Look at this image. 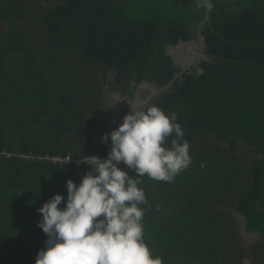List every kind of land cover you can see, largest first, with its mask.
I'll return each instance as SVG.
<instances>
[{"label": "trees", "instance_id": "obj_1", "mask_svg": "<svg viewBox=\"0 0 264 264\" xmlns=\"http://www.w3.org/2000/svg\"><path fill=\"white\" fill-rule=\"evenodd\" d=\"M212 3L200 29L210 60L198 63V74L166 54L197 39L205 9L195 0H0V264H35L47 240L37 210L56 194L66 201V181L79 185L91 171L88 164H53L47 154L79 160L87 153L78 132L93 124L92 102L82 112L75 101L83 71L92 67L114 69L112 84L130 96L143 81L169 86L155 106L178 115L190 146L191 164L155 186L157 207L143 219L153 256L163 264L222 261L211 224L220 213L210 211L227 209L246 233L243 239L232 229L238 264H264V0ZM89 89L100 99L99 86ZM228 154L249 177L225 207L223 173L209 161ZM158 211L164 213L155 217Z\"/></svg>", "mask_w": 264, "mask_h": 264}, {"label": "clouds", "instance_id": "obj_2", "mask_svg": "<svg viewBox=\"0 0 264 264\" xmlns=\"http://www.w3.org/2000/svg\"><path fill=\"white\" fill-rule=\"evenodd\" d=\"M195 4L197 9H213L212 0ZM135 90L122 124L102 137L105 143L111 141L107 158H86L91 171L79 185L66 181V201L56 194L37 210L41 215L37 227L47 240L35 264H163L144 239L141 206L147 200L138 185L145 176L173 182L191 164L190 146L175 112L165 114L155 105L132 109ZM121 163L136 178L121 170Z\"/></svg>", "mask_w": 264, "mask_h": 264}, {"label": "rangeland", "instance_id": "obj_3", "mask_svg": "<svg viewBox=\"0 0 264 264\" xmlns=\"http://www.w3.org/2000/svg\"><path fill=\"white\" fill-rule=\"evenodd\" d=\"M33 18L34 17L32 16L31 19H33ZM198 42H199V40L195 39V40L188 41V43L180 44L179 45V47L181 46L179 48L180 51L176 52L177 55L184 56L185 58L187 57L188 59H190L193 56V52H196V51H194L193 48H195L197 50V53L198 52L201 53L202 43L199 42L200 43V45H199ZM188 44H195V45L194 46H187ZM170 51H171V49L167 48L166 54L168 56H170L171 58H173V56H172L173 54ZM201 56L202 55L200 54L199 57L195 58V60H192L191 63L195 62V64L198 65V63L202 60ZM67 60L68 59L63 58V61H67ZM197 61H199V62H197ZM70 63H71V60H70ZM196 65L191 66V67L197 68ZM177 66H179V65H177ZM81 67H82V65H81ZM191 67H189L188 70H190ZM76 68H78L80 70V67L78 64H76ZM66 71H67V67L64 64L63 74L67 75ZM83 74H85V76H84L85 80L82 81L81 83L78 82L80 84V86H79V90L77 92L76 101H75L77 105H78L77 101L79 102V106H80L79 109L82 112L86 109V105L89 102L96 100V94L89 89L90 86H94V87L99 86L100 87V89L102 91V99H104V101H106V99H108V100L111 99L112 101H114L115 96H118V94H121V93L122 94L126 93V92L124 93V92L120 91L116 87V85L112 84V82L115 80V75H116V71L114 69H110L106 73H103L102 69L97 68V67H92V69L84 70ZM66 83H67L68 87H71L72 84H74L72 78H70V80H67ZM132 85L133 84H131V86ZM135 91H137V90H135ZM164 93H165V90H164V92H163V90H161V93L159 96H162ZM127 97L128 96L125 95L124 97H121V98L126 99ZM156 97H158V95L152 97L153 100L156 99ZM103 105H105V102L103 103ZM151 106H153V101H151ZM147 107H149V104L146 106V108ZM104 110H105V107L102 106L101 109L98 110V112H100V114L103 113L102 115L104 116L105 115ZM244 152H246V151H244ZM209 163H212V165L214 164V167H215L217 172H218V168H217V165H218L219 172L223 173V180L225 182V187L221 188V191L223 193L222 197L220 198L221 204L225 203L226 204L225 207L230 206L232 204V202L234 204L235 199L240 195L241 191L245 188V185L248 182L249 176H248L246 169H244L243 164H241V162L238 161L235 156H232L230 154H228V158L220 159L217 161H216V159H213V160L209 161ZM225 193L226 194L228 193V196H226ZM229 194H231V195H229ZM224 210L226 212L210 211L211 214L220 213L218 215L215 214L211 218V224L213 227L212 233L215 235H218L220 237L219 242L215 241V247L221 251V254H223V260L222 261L219 260L220 256L216 257V258H210V260L207 262V264H238V259H239L240 255L238 254V251H237L236 246H235V238H234V233H233L232 229H234L235 231L238 230V234H240L242 236V238L245 239L246 236L242 233L243 221H242L241 217L236 216L235 214H232L231 211H229L227 209H224ZM214 219H215V221H214ZM197 222H198V220H197ZM207 223H209V222H206L205 224H207ZM205 226L209 227V224H207ZM196 230H198V228H196ZM244 236H245V238H244ZM249 239H250V241H248L249 243L254 242L251 238H248V240Z\"/></svg>", "mask_w": 264, "mask_h": 264}, {"label": "crops", "instance_id": "obj_4", "mask_svg": "<svg viewBox=\"0 0 264 264\" xmlns=\"http://www.w3.org/2000/svg\"><path fill=\"white\" fill-rule=\"evenodd\" d=\"M201 74V73H198ZM169 88V86H167ZM166 87V88H167ZM166 88H162V87H153L152 85H142L139 87L138 92L136 94L135 97V101L133 102V110L140 108L141 106H143L144 108H146V106L149 104V107H151V101H153V105H155V101L160 97V93L161 90H165V92L167 91ZM101 91V89H100ZM125 95H127L128 97L125 98H121L124 97ZM156 99L153 100L152 97L157 96ZM130 95L128 93L125 94H118V96H115L114 101H112L111 99H106V101H104V99H102V91H101V95H100V99H96L95 101H91L90 105L88 106L91 114H87V117L90 119V117L92 118V122L93 124L88 126H84L83 127V131H79V141L81 142V147H83V149L86 151L87 153H85L82 157L78 158V159H84L86 157H89L91 155H96V156H107V155H98L96 153H93L92 150L94 149V147H101L103 149H107L109 152V148L101 146V143H103L104 141L102 140V137L105 134H108L110 132H112L113 130H116L123 122V116H122V111L126 109V106L128 105L129 101H130ZM152 98V99H151ZM105 102V105H103V103ZM104 106L105 107V115L103 116L100 112L99 113H95L94 112V108H97V110H100L101 107ZM103 109V108H102ZM94 115V116H91ZM110 141V138H109ZM95 146H92V145ZM196 145L194 146L195 148H201V144L199 143H195ZM92 146V147H91ZM170 146V145H169ZM91 147V149H90ZM89 148V150L87 149ZM91 150V151H90ZM60 156V155H58ZM65 156H71V154H67ZM47 157H57L55 155H50L47 154ZM73 157V156H71ZM75 158V157H74ZM53 163V162H52ZM56 164V163H53ZM59 164V163H57ZM87 163H84V165ZM62 165V164H60ZM83 165V164H82ZM89 166V165H87ZM120 169L127 172L128 175L131 178H136V174L133 170L127 168L126 165H124L123 163L120 164ZM163 183V181H156L153 179L148 178L147 176L141 178V183L140 185H138V187L143 188V190L145 191L146 194V200L147 203L145 205H142L141 207H143L145 209V215L144 218H148V214L147 212L153 207L154 209H156L157 207V200L155 199V186H158V184ZM167 199H172L171 197L167 196ZM163 211H158L155 213V217L163 215ZM144 233H149L148 230H144Z\"/></svg>", "mask_w": 264, "mask_h": 264}, {"label": "water", "instance_id": "obj_5", "mask_svg": "<svg viewBox=\"0 0 264 264\" xmlns=\"http://www.w3.org/2000/svg\"><path fill=\"white\" fill-rule=\"evenodd\" d=\"M211 12V11H210ZM210 12L209 11H207V10H205V16H204V18H203V20L197 25V39L199 40V41H201V43H202V60H204V61H209L210 59H209V57L205 54V44H204V38H203V36L201 35V33H200V29H201V27L204 25V24H206V23H209V21H210ZM182 43H188V42H179L178 43V45H176V46H171V47H169L168 49H174V50H176L178 47H179V45L180 44H182ZM197 43V42H196ZM196 47V46H195ZM195 51V50H194ZM172 60H173V64L174 65H179L180 66V68H181V70L182 71H186V70H188V68L189 67H191V66H195L196 64H195V62H193V63H191V65H189V66H183V65H181V63H179L178 61H176L175 59H174V57L173 58H171ZM197 62H199V61H197ZM197 66V70H198V73H201L202 71L198 68V65H196ZM192 68V67H191ZM133 84V83H132ZM152 85L153 87H157V85L156 84H154V83H148V82H146V81H143V82H141V84H139V85H137L135 88L137 89H139V87L140 86H142V85ZM134 85V84H133ZM137 94V93H136ZM135 94V95H136ZM242 233L244 234V235H246V233H245V231H244V227L242 226Z\"/></svg>", "mask_w": 264, "mask_h": 264}, {"label": "built area", "instance_id": "obj_6", "mask_svg": "<svg viewBox=\"0 0 264 264\" xmlns=\"http://www.w3.org/2000/svg\"><path fill=\"white\" fill-rule=\"evenodd\" d=\"M101 144H102V146H105V147H107L109 149L111 148V141H108L107 143L103 142ZM93 156L99 158L101 161H103L104 159L107 158V156H96V155H91V156L86 157V158H90V157H93ZM86 158L79 159V160H74V159H72L69 156H57V157H47V161H50V162H53V163H59V164H68V163L84 164V163L87 162ZM119 167H120V165H119Z\"/></svg>", "mask_w": 264, "mask_h": 264}, {"label": "bare ground", "instance_id": "obj_7", "mask_svg": "<svg viewBox=\"0 0 264 264\" xmlns=\"http://www.w3.org/2000/svg\"><path fill=\"white\" fill-rule=\"evenodd\" d=\"M199 42L201 43V41H199ZM199 42H198V44L200 45ZM194 45L195 44H188L187 46H194ZM180 47H178L176 50L171 49L170 52L173 54L172 56L174 57V59L176 61H178L179 63H181V65H183V66H189V65H191V61L192 60H195V58H198L200 54L202 55V51H201V53H199V52L197 53V50L195 48H193L196 51V52H193V56L190 59H188L187 57L185 58L184 56L177 55V53H176V52L180 51L179 50Z\"/></svg>", "mask_w": 264, "mask_h": 264}]
</instances>
